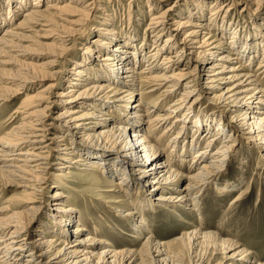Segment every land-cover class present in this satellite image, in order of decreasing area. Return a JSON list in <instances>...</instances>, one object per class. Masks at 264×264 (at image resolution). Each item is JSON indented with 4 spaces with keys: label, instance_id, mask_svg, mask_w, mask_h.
<instances>
[{
    "label": "bare ground",
    "instance_id": "6f19581e",
    "mask_svg": "<svg viewBox=\"0 0 264 264\" xmlns=\"http://www.w3.org/2000/svg\"><path fill=\"white\" fill-rule=\"evenodd\" d=\"M29 1L0 0V108L19 100L8 127L0 132V195L13 185L24 193L19 203L13 197L0 203V264H262L244 244L198 226L173 239L171 253L166 251L168 242L152 238L151 232L139 249L119 250L99 234L97 223L95 233L81 235L87 232L86 220L80 223L79 217L92 203L90 198L101 197L114 209L124 200L107 193H119V188L96 186L99 189L87 193L88 200L79 208L70 199V191L77 188L68 183L72 169H94L101 173L96 184L106 174L117 177L116 185L127 193L142 195L120 213L128 219L133 237L141 239L149 227L139 213L152 211L155 200L186 205L191 213L199 207L203 190L235 187L227 180L218 184L216 172L223 175L238 146L259 153L258 165L263 167L264 81L256 70L263 68L264 73V18L254 4L263 0H193L183 8L188 0H174L165 8L168 0H147L144 10L134 8L136 0H121L126 8L120 11L109 9L113 0H68L63 5L54 0L45 8L43 0H31L17 21ZM238 4L247 13L246 26L245 21H232ZM112 10L122 22L118 28L124 23L122 30L111 26ZM144 19L139 35V28L130 27ZM96 22L99 27H93ZM90 30L93 43L85 48L87 55L73 62L77 40ZM32 34L41 38L33 43L47 55L44 64L58 66L62 60L59 69L45 74L34 62L16 60L36 58L25 45ZM51 43L57 49L47 52L44 47ZM148 43L151 47L143 54ZM259 52L252 72L243 59L249 64ZM142 62L145 67L137 70ZM44 80L50 82L40 85ZM56 87L60 89L54 92ZM174 94L162 112L160 107ZM56 106L62 109L54 114ZM104 109L114 110L110 123H104ZM142 122L149 128L144 132L163 128L158 144L143 133ZM210 133L199 147V139ZM187 152L193 163L201 161L199 166L188 171L173 166L174 160L186 161ZM165 191L169 193L162 194ZM239 200L238 195L232 203ZM43 204L51 205L47 221L38 214ZM220 253L221 261L213 263Z\"/></svg>",
    "mask_w": 264,
    "mask_h": 264
},
{
    "label": "rangeland",
    "instance_id": "374dc122",
    "mask_svg": "<svg viewBox=\"0 0 264 264\" xmlns=\"http://www.w3.org/2000/svg\"><path fill=\"white\" fill-rule=\"evenodd\" d=\"M3 3L6 2V0H2ZM29 1V0H27ZM50 1L54 0H43V4L41 5L42 8H45L47 3H50ZM59 2V5L65 4L68 0H57ZM121 0H113L110 1L109 9L118 8L120 11V8L125 7L126 3L120 2ZM134 8L136 9L139 7V9L144 10V7L142 6L145 3H147V0H136ZM174 0H168L164 5L163 8L166 7V5L172 3ZM193 0H188L185 4L182 5L186 6ZM201 1V0H200ZM214 1V0H208ZM253 1V0H249ZM31 0L27 3V6L25 8H22L20 12H18L17 21L21 18L22 12L27 9L30 6ZM204 2V1H203ZM261 2V3H260ZM260 2H255V6L259 7V13H261V17L264 18V0ZM85 3V2H84ZM119 3V4H118ZM149 3V2H148ZM260 3V4H259ZM123 4V5H122ZM208 4V3H207ZM257 4V5H256ZM125 5V6H124ZM118 6V7H117ZM243 5L238 4L236 6L237 10L232 15V21L234 23H241L243 24L244 19H247V13L245 11H241ZM124 10V9H123ZM180 11V10H179ZM241 11V12H240ZM113 13V22L111 26H113L116 30H122L124 28V23L121 28H118V25L120 26L122 22H120V18L118 17L117 13L115 11H111ZM245 15L243 20L240 17V14ZM258 13V14H259ZM232 14V11L230 12V15ZM208 15V13H205V17ZM239 15V16H238ZM5 16V15H4ZM176 16V14H173V17ZM78 17V16H76ZM238 20V21H237ZM99 21V20H98ZM112 21V20H111ZM250 21V20H249ZM147 20L144 19L141 24L136 23V20L134 21L133 25H131L130 28H133L135 25L139 30H137V33L139 32V35L142 34V29L145 27ZM248 24V21L244 22V25L246 26ZM9 24H6L3 27L8 26ZM100 22H96L93 24V27H99ZM250 26V25H248ZM253 30V29H247V31ZM1 31V28H0ZM86 33L84 36L79 38L77 40V43L75 47L77 49L74 50L73 54L71 55L72 61L75 62L78 58H81V56L87 55L85 52V48L90 46L93 42L90 41L93 37H91V34L93 35L92 31ZM91 33V34H90ZM254 33V32H253ZM90 36V37H89ZM168 35H164L162 40ZM89 37V38H88ZM177 37H181L180 35ZM89 39V40H88ZM31 42H27L26 50L32 53L36 58L32 57H17V61H29L36 63V68L40 70V72H43L45 74L52 73L54 70H57L61 66V61L58 62V66L53 67H47L44 62H46L47 55L43 54L44 51L39 46H36L33 42H37V40H41V38L37 37L36 35L32 34L30 39ZM225 43L229 42V36H226L223 38ZM51 42V41H48ZM150 43L143 46V54L146 53L150 48ZM47 52H51L55 49H57V46L55 43H51L48 47H44ZM261 57V52L257 53V55L254 57L253 61L249 64L246 63V60L243 59V64L247 65V68L254 72L257 68V62L259 61ZM40 58V59H37ZM71 62H67L69 66H65V68L68 70V67H70ZM146 62L140 63V65L137 67V70H141L145 67ZM62 68V67H61ZM64 69V67H63ZM202 67L199 68V72H201ZM259 70V71H258ZM255 72L257 73V77L263 79L264 81V73H261L263 68L258 69ZM70 75V73H69ZM100 81V80H97ZM50 82L49 80H44L42 84H46ZM60 88L56 87L54 89V92L58 91ZM66 89L65 87L63 90ZM177 95V94H176ZM138 98V97H137ZM176 98L175 94L171 96L168 100H166L165 108L162 109V106L160 107L162 112H166V107ZM135 99H133L134 101ZM19 100L15 99L11 104H6L4 106H1L0 108V132H3L6 127H8V123L10 120H8V117L10 116L11 112L15 109L17 106ZM136 102V101H135ZM16 105V106H15ZM76 106V105H73ZM257 109L261 106H256ZM62 108L60 106H56L55 109H53V113L56 114V112H59ZM91 110H95L94 108ZM105 110L104 115V123H110V120L112 117V114L114 110ZM208 112V110H207ZM52 113V114H53ZM53 114V115H54ZM154 114V113H153ZM151 114V115H153ZM205 114H207L205 112ZM218 116H221L220 113ZM223 120L226 121L225 116H221ZM113 122V121H112ZM219 119L217 118L215 120V123H218ZM141 128H143V133L146 134L147 138L150 140L153 144H158L157 141H161L162 137L158 139L159 134L161 133L160 129H154L150 132H144V129L148 128V124L146 122L141 123ZM4 129V130H3ZM149 129V128H148ZM3 130V131H2ZM191 129L187 130V139L190 140L191 138ZM211 136L210 134H207L203 139H199V147H203L204 143L209 139ZM165 142L162 141L160 145H163ZM106 146L107 144H103ZM108 147V146H107ZM95 147H92L90 150L96 151ZM235 154L233 155V158H231L230 163L226 165L225 172H222L219 170L216 172V178H218V184L225 182L226 180L234 185L230 190H224L223 192H218L217 189H214V186H211L210 188H207L202 191V194L199 196L200 199V205L199 207H196L195 211L191 212L187 210L186 205H175L173 203H157L152 202L153 208L152 211H146L139 213V216H142L144 220L147 222L149 229L143 233H141V239H136L133 237L135 235L134 231L131 228V225L128 221V219H124L120 217V213L123 210L130 209L135 204V198L137 197L138 201H141L143 199L142 195H136L134 193H127L124 189V187L120 184L116 185V181H118V178H112L104 175V178L100 181V185L96 184L94 180L98 176L101 175L99 170H80V169H72L71 171V178L69 179L68 185L71 187L77 188L75 191L71 192V200H75V206L81 208L83 201L88 200L86 197L87 193H91L93 189H95L96 186L102 187V188H119L121 192H107L110 195L113 196H122L123 202L118 204V207L110 208L106 206L102 202L101 197L89 200H92V203H90L84 210L83 215L79 217V222L84 223L85 221V229L87 232H83L81 235H84L85 233H95L93 232V229L95 227L93 226L94 223H97V225H100V232L101 236L104 239H109L114 245L115 249H123V248H130V249H139L141 247V244L143 242V238L146 239L149 234L147 232H151L152 238H156L157 240H160L168 242L166 245V251L168 253H171V246L170 242L179 237L183 231H188L194 228V226H198L201 229L203 228L205 231H214L218 235L222 236L223 238H231L234 241L240 242L242 245L244 244L245 248H247L250 252H253L255 257L259 260L260 263L264 264V166L261 167V164L258 165L259 159H257V156L260 157V154H256V152L253 151V149L250 150V147L238 146ZM165 154H168L169 151L165 150ZM239 151V152H238ZM101 154H107L99 152ZM187 160L181 161V160H174V164L178 166L184 167L185 169L180 168V170L188 171V170H194L196 169L199 164L200 160L193 163L191 161V154L187 152ZM111 155V154H110ZM239 155V156H238ZM257 155V156H256ZM113 156V155H111ZM116 156V155H114ZM262 157V156H261ZM140 158V157H139ZM165 156H162L161 159H164ZM211 156L208 154L206 156V160L210 159ZM138 159L137 157L135 158ZM246 160V161H245ZM258 160V161H257ZM51 161H54V158H51ZM152 161L147 162V164H143L141 167L143 170L148 168ZM182 164V165H181ZM189 167V168H188ZM192 167V168H191ZM54 168L50 169L53 170ZM220 172V174H219ZM221 177V178H219ZM93 179V180H92ZM14 180V179H13ZM221 180V181H220ZM50 182V180H49ZM236 182V183H234ZM63 188V187H61ZM99 189V188H97ZM95 189L94 191H96ZM23 188L20 186H10L6 188L3 192V195H0V203L4 202V200L8 197H13L15 203H19L20 201H17V198L24 199L21 195L23 193ZM54 188L47 189V191H52ZM147 190V188H146ZM1 192V193H3ZM96 193V192H95ZM169 193V191L162 192V194ZM96 196V194H94ZM153 195V194H152ZM239 195L240 200L232 203V200ZM21 196V197H20ZM16 197V198H15ZM141 197V198H140ZM154 197V196H153ZM89 198V197H88ZM16 199V201H15ZM19 200V199H18ZM160 202V201H159ZM82 203V204H81ZM38 204V203H37ZM81 204V205H80ZM86 205L88 204L85 203ZM20 205V204H19ZM15 207V205H14ZM22 207V206H19ZM51 205H42V208L38 214H41V217H43V221L45 220L46 216L49 215L48 212H51L50 210ZM198 210V211H197ZM198 212V213H197ZM0 216H2V213H0ZM201 217V218H200ZM52 218V217H51ZM53 219V218H52ZM96 219L97 222H94ZM200 219V220H199ZM75 222H73L74 225ZM199 223H202L199 225ZM191 228V229H190ZM50 235V234H48ZM32 237H37V232L33 230ZM49 238V237H47ZM221 253L217 254L213 258V263H216L218 261H221ZM185 259V258H184ZM188 259L186 258L184 262H187Z\"/></svg>",
    "mask_w": 264,
    "mask_h": 264
}]
</instances>
